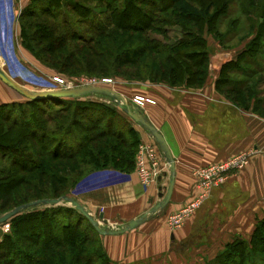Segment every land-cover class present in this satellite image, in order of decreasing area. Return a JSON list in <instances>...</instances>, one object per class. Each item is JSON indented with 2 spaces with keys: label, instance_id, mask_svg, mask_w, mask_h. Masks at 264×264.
I'll use <instances>...</instances> for the list:
<instances>
[{
  "label": "trees",
  "instance_id": "1",
  "mask_svg": "<svg viewBox=\"0 0 264 264\" xmlns=\"http://www.w3.org/2000/svg\"><path fill=\"white\" fill-rule=\"evenodd\" d=\"M95 1L103 5L96 7L102 8L100 11L104 14L105 8H110L107 17L113 18L111 24L119 31L131 30L142 33L146 29L145 26L132 25L137 21L131 10L139 8L141 3L151 4V0L140 1V4H136L135 0ZM164 1L155 0V3L161 4ZM63 2L70 10L80 7L75 0H32L26 9L21 11L20 25L26 29L24 37L29 39L31 45L22 41L30 51L34 52L32 42H36V47L43 43L42 49L53 56L60 54L63 58L76 57L75 64L77 63L76 66L80 69L81 64L85 62L87 70L100 66L106 70L107 67L97 59L100 56L95 52L96 48L93 45L97 46L101 42L95 39L97 36L108 39L110 45L117 49H123L129 43L133 44L131 36L119 37L120 39L115 41L114 35L110 37L106 34L109 32V26L102 25V22L96 23L98 31L92 38L75 34L71 13L56 11ZM208 2L205 6L199 3V6L195 0H169V7L183 18L194 21L207 20L208 24H211L210 31L222 47H226L238 37L244 39L253 36L250 44L238 52L237 59L241 61L246 54L256 55L259 57L256 64L252 60H243L252 66L256 65L258 72H264V0L263 2L208 0ZM247 2L251 9L247 8ZM212 8H215L214 12ZM60 14L62 17L57 19ZM232 15L234 17L228 20L226 30L223 31L221 27L224 20ZM185 32V35L172 46L149 50L148 53L146 47L141 45L142 52H137L129 59H124L126 50L123 49L122 53L116 52L114 61L119 65L128 64L133 68L147 53L150 54L149 58L155 60L152 59L149 63L148 73L145 72L138 78L141 81L162 82L174 87L201 86L208 75L209 51L200 31L188 29ZM260 38L262 42L257 44ZM74 40H80L79 46H70ZM254 46L256 47L253 48ZM63 48L70 50L59 53ZM109 56L105 55L104 58ZM159 56L161 58L163 56L164 61L157 59ZM233 64L234 60L222 67L220 77L216 81L218 89L238 106L244 108L252 106L254 112L264 116V100L259 97L264 91H258L264 81L260 77L253 83V87H250L248 80L252 78V71L243 72L232 67ZM117 67L120 68L118 65ZM226 74L240 75L243 79H231ZM251 99L254 100L252 105ZM85 104L101 107L87 102L83 97L26 99L0 105V216L15 207L38 199L72 197L75 186L93 171L108 167L125 172L132 170L136 154V149L132 147H136L139 142L135 129L129 127L124 132L116 126L114 129L100 127L104 118L89 117L87 113H83L87 111ZM134 111L142 113L140 109ZM82 113L91 123L88 128H81L82 123L78 116ZM105 120V125H110L108 117ZM78 128L82 133H78ZM52 208L40 210L32 207L11 219V231L0 241V264L93 262V257L98 256L99 251H88L93 241L90 239L89 229L81 227L82 220H86L90 228L96 231L91 223L74 207L65 208L71 214V218L67 222L60 221L61 219L57 217L59 209ZM263 229L264 218L256 224L252 244L254 242L256 245L255 241L258 239L256 236ZM259 241L264 242V239ZM233 242L224 248L227 253H219L213 262L223 260L229 256L232 249L242 248L241 245L247 243L243 240ZM100 250V256L104 260L101 264H110L102 246ZM62 260H66V263Z\"/></svg>",
  "mask_w": 264,
  "mask_h": 264
},
{
  "label": "crops",
  "instance_id": "2",
  "mask_svg": "<svg viewBox=\"0 0 264 264\" xmlns=\"http://www.w3.org/2000/svg\"><path fill=\"white\" fill-rule=\"evenodd\" d=\"M31 2L0 0V66L18 83L8 59L21 63V58L29 60L20 49L17 35L19 15ZM226 51L221 54L217 49L212 59L217 62L223 56V62L234 60L237 51ZM223 62L215 64L201 86L140 85L123 93H140L155 100L154 104H145L143 115L168 146L174 160V184L169 203L151 213L171 179L163 155L161 175L147 185L139 181L135 161L129 172L108 167L82 179L81 191L72 198L97 218L102 213L108 221L105 229H121L148 214L139 226L127 232L99 234L110 264H207L236 238L248 240L264 218V116L254 112L252 106H238L218 89L216 81ZM20 100L23 96L0 80V105ZM130 127L142 143L154 142L136 122ZM248 150L257 153L245 168L230 172L180 226H171L169 218L199 194L196 169Z\"/></svg>",
  "mask_w": 264,
  "mask_h": 264
},
{
  "label": "rangeland",
  "instance_id": "3",
  "mask_svg": "<svg viewBox=\"0 0 264 264\" xmlns=\"http://www.w3.org/2000/svg\"><path fill=\"white\" fill-rule=\"evenodd\" d=\"M78 2L80 7L75 8L74 10L68 9L64 2L56 8V11L63 12L67 14V11L71 13V17L73 18L74 23V33L80 34L82 37H94L95 32L98 31V27H96V23L102 22V25L109 26V32H106V34L110 37L115 36L114 40L118 41L119 37H129L132 38L133 44H126V46L123 48L124 51L126 50V54L123 55L124 59H129L131 57H134L137 52H142L141 47H146L147 52L149 53V50L154 51V49H163L167 46H172L176 44L184 35L185 31L188 29H193L196 32L200 31L202 36L204 37L206 41V46L209 51L208 54V62H207V73L209 74V71L212 69V71L215 68V64L222 63L224 61L223 56L221 58L217 59V62L215 59H212L213 54H215V51L218 49L221 51L220 53H226L228 49H232L237 51L236 57L234 59L235 64L232 65V67L239 68L243 72L245 71H252V78H250L249 86L253 87V83L259 79L260 77L264 81V72L260 73L257 70L256 65L248 64L246 61L252 60L253 63L259 62V57L256 55H249L246 54L244 58H242L241 61L237 59L238 52L243 49V47H246L248 44H250L253 36H248L244 39L236 38L232 40L226 47H222L220 45V42L216 40L213 32L210 31L211 24H208L207 20L203 21H194L189 20L187 18H183L182 15L177 14L171 7H169V0H165L164 2L155 3V0H151V4H140V1H147V0H135L136 4H140L139 8L135 10H131V14L136 18L135 21L136 24L132 25H140L145 26L144 32H137V31H131V30H121L119 31L114 27L113 24V18L107 17V13L110 12V8H105L106 12L102 13L98 9V7H103L102 4L99 3V1L95 0H75ZM263 2V0H256ZM195 3L200 6L199 3L202 5H206L208 0H195ZM102 5V6H99ZM247 8L251 9L250 4L246 3ZM98 6V7H96ZM84 8V9H82ZM72 9V8H71ZM215 8H212V11L214 12ZM62 13V14H63ZM109 16V15H108ZM112 16V15H111ZM62 15H58L57 19H60ZM232 16H229L224 20V25L221 27L223 31L226 30V23L229 19H231ZM31 19V18H30ZM27 22V20L25 21ZM183 25V26H182ZM227 26V25H226ZM18 35H17V41L18 44L21 46L20 49L24 50L26 54H28V59H23V62L21 63L17 59H8L10 63V70L12 74L20 81V84L25 86L26 88H30L33 90H42V89H59L64 88L69 83L76 84L79 81L84 80H102V79H109L111 80L110 83L105 84L104 87H109L115 90H118L122 93L124 97L129 99L131 101L132 97L136 94L132 95H124L125 92H127L130 89L135 90L137 86L140 85H169L162 82H151L149 80L141 81L138 78H141V74H144L145 72L148 73L149 70V63L154 58H149V55L144 54L143 58H140L135 64V66L132 68V66L125 64V65H119V63L114 61V55L116 52L121 51V48H113L108 41V39H104L100 36H97L95 39H99L100 44L97 46L95 44L94 47L96 48V53L98 54L97 59L101 61V63L107 67L106 70L103 68L98 67L97 69H90L87 70L86 66L87 64L84 62L81 64L82 68H78L75 64L76 57L69 58L65 57L63 58L62 55L57 54V56H53L52 54H49L45 52L42 49L43 43L39 44V46L36 47V42H32V45H34V52L30 51L28 48H26L23 44V41L26 42V44H30L29 39H26L24 37V32H26L25 28H22V25H20V21H18ZM111 31L114 33L111 34ZM23 40V41H22ZM262 42L261 38L258 40L257 44H260ZM80 40H74L70 43L71 47L79 46ZM31 45V44H30ZM142 45V46H141ZM68 46V48H71ZM141 46V47H140ZM254 46L253 48H255ZM68 48H63L60 50L59 53H64L65 50H70ZM145 50V49H144ZM123 51V52H124ZM150 51V52H151ZM83 55V53H81ZM139 54V53H138ZM111 55L107 58H104V56ZM157 59H160L161 61H164L163 56L162 58L159 56ZM155 60V59H154ZM1 62L2 59H0ZM119 62V61H118ZM114 63V66H113ZM228 62H223L221 65L219 71H218V78L221 74V69ZM120 66V68L117 67ZM261 64H258V66ZM261 67V66H260ZM80 69V70H79ZM261 69V68H260ZM249 74V73H248ZM227 75V74H226ZM137 78H130V77H136ZM54 77H58L63 80L62 83L57 82L54 80ZM208 77V75H207ZM227 77L233 78V79H243L240 75H233L228 74ZM217 78V79H218ZM207 79V78H206ZM183 86V85H182ZM180 87V86H179ZM264 91V82L262 83L261 87L258 88V91ZM124 93V94H123ZM137 95H142L138 93ZM144 96V95H142ZM145 97V96H144ZM260 99L264 100V94L259 96ZM87 102L94 103L101 105V107H91L87 104L84 105L85 109H87L86 112L89 115V117H101L104 118L103 122L101 123L100 127H106V129H114L115 126L118 127L121 131H126L127 128L131 126V123L134 121L121 109L119 108L111 99L108 97L102 96V95H86L83 97ZM23 100H26V98L23 97ZM21 101V100H20ZM155 101V100H154ZM15 102L11 101L10 103ZM251 105L254 103V100L251 99L250 101ZM147 104V103H145ZM143 105V108L145 106ZM131 108L133 110L140 109L136 106V104L132 103ZM142 114L143 110L140 109ZM79 114L78 118L82 123L81 128H88L91 123H89L88 120L84 117V114ZM108 117V121L110 125H105V118ZM122 119V120H121ZM135 123V122H134ZM78 133H82V130L78 128ZM91 133V132H90ZM137 133V132H136ZM138 134V133H137ZM139 137V135H138ZM142 142L139 140L136 147H132L136 152L139 147V145ZM131 148V149H132ZM136 156V154H135ZM134 156V161H135ZM252 158V157H251ZM95 172V171H93ZM91 172V173H93ZM81 182L82 180L75 186V188L72 190V194L79 193L81 191ZM50 207H53L52 209H59V212L57 213V217L61 219L60 221L67 222L71 218V214L68 213V211L65 210V208H73L71 203L62 201L60 205L55 206H37L36 209H48ZM28 210V209H27ZM27 210L21 211L18 215H21L22 213H25ZM17 216V215H16ZM15 217V216H14ZM12 219V218H11ZM11 219L8 221L9 224V230L7 232H4L3 224H0V237L3 238V236L6 233H10L11 231ZM100 221V220H99ZM101 223V221H100ZM90 224L87 223L86 220H82L81 227L89 229V236L90 239L93 241V243L90 244V249L88 251L96 252L99 251V255L93 257V262L91 264H101L103 258L101 255V241L99 239L98 233L94 230H92L89 226ZM102 228H104V224L101 223ZM106 228V227H105ZM119 228H116V230ZM255 230V229H254ZM254 232V231H253ZM253 235V233H252ZM252 235L248 240L244 239H235L233 243L240 242L241 240L247 241V245L244 243L242 248H234L232 251H230L228 254V257H223L224 259H220L218 262L214 259L207 262V264H264V242L260 243V239H264V229L259 232V234L256 236L258 239H256V245L251 243L252 242ZM254 241V240H253ZM236 246V245H234ZM70 250H67V252ZM104 251V250H103ZM65 252V251H63ZM105 252V251H104ZM227 253L225 249L221 250L219 253ZM218 253V254H219ZM107 256V255H106ZM217 257V256H216ZM63 263H66V260H62ZM211 262V263H210ZM84 264V263H83Z\"/></svg>",
  "mask_w": 264,
  "mask_h": 264
},
{
  "label": "water",
  "instance_id": "4",
  "mask_svg": "<svg viewBox=\"0 0 264 264\" xmlns=\"http://www.w3.org/2000/svg\"><path fill=\"white\" fill-rule=\"evenodd\" d=\"M0 80L6 84L7 86L14 89L20 95H22L27 100H40V99H53V98H81L86 95H102L111 99L119 108H121L134 122L139 124L144 130H146L154 139V142L158 146L162 155L164 156L166 162L170 166L171 170V179L169 181V186L167 188L166 193H160L159 197L162 199L158 202L150 211L154 213L159 209L164 208L168 203L172 195L173 184H174V160L170 154L168 146L161 135V133L147 120V118L139 112L134 111L131 108L132 102L120 94L117 90L109 88V87H99V86H82L75 87L69 89L57 88V89H42V90H31L22 86L20 83L15 81L12 75L8 74L1 66H0ZM62 201H66L71 203V205L85 218L87 219L93 228L100 235H113L118 233H124L135 227L139 226L148 216V214L142 215L140 218L130 221L121 229H105L102 228L101 223L107 224L108 221L104 219L102 213L98 214V218L89 213L77 200L72 197L63 196L59 198H46V199H38L6 212L5 214L0 216V224L9 221L14 216L18 215L21 211L27 210L32 207L37 206H55L60 205ZM101 223H100V221Z\"/></svg>",
  "mask_w": 264,
  "mask_h": 264
},
{
  "label": "built area",
  "instance_id": "5",
  "mask_svg": "<svg viewBox=\"0 0 264 264\" xmlns=\"http://www.w3.org/2000/svg\"><path fill=\"white\" fill-rule=\"evenodd\" d=\"M54 80L59 83L63 82V80L58 77H54ZM110 82L111 80L109 79L84 80L81 82L79 81L76 84L69 83L63 89L82 86L104 87L105 84ZM131 102L136 104V106L140 109L143 108L145 103H155L153 99L144 97L142 95L133 96ZM256 153L257 152L255 150H248L234 155L226 161L210 164L208 166L196 169L194 173L197 179L199 194L197 198L190 202L183 210L169 218L171 226H180L187 215L192 213L209 198L211 189L214 186H219L221 183H223L227 179L230 172L239 171L245 168L248 165L251 157H253ZM161 155L162 153L155 142L141 143L139 145L135 156V172L142 184L147 185L152 183L156 181L161 175ZM2 224L4 232H7L9 230L8 221Z\"/></svg>",
  "mask_w": 264,
  "mask_h": 264
}]
</instances>
